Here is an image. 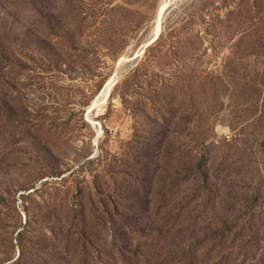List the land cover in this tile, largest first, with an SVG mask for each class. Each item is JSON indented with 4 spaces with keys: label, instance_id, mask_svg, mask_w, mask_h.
I'll list each match as a JSON object with an SVG mask.
<instances>
[{
    "label": "rangeland",
    "instance_id": "1",
    "mask_svg": "<svg viewBox=\"0 0 264 264\" xmlns=\"http://www.w3.org/2000/svg\"><path fill=\"white\" fill-rule=\"evenodd\" d=\"M0 264H264V0H0Z\"/></svg>",
    "mask_w": 264,
    "mask_h": 264
},
{
    "label": "bare ground",
    "instance_id": "2",
    "mask_svg": "<svg viewBox=\"0 0 264 264\" xmlns=\"http://www.w3.org/2000/svg\"><path fill=\"white\" fill-rule=\"evenodd\" d=\"M168 5L166 3H162V5L160 6V9H159V12H158V16L156 18V24H155V27H154V32L157 33L159 31V25L161 23V19H162V16L165 12V10L167 9ZM156 30V31H155ZM115 82V81H114ZM113 85V82L111 81L109 84H108V87H107V90L105 92L106 96H108L109 94V90L110 88L112 87ZM92 123L95 124V121H91Z\"/></svg>",
    "mask_w": 264,
    "mask_h": 264
},
{
    "label": "trees",
    "instance_id": "3",
    "mask_svg": "<svg viewBox=\"0 0 264 264\" xmlns=\"http://www.w3.org/2000/svg\"><path fill=\"white\" fill-rule=\"evenodd\" d=\"M160 37V36H159ZM159 37L154 41V42H156L158 39H159ZM151 45V44H150ZM17 260V259H16Z\"/></svg>",
    "mask_w": 264,
    "mask_h": 264
},
{
    "label": "water",
    "instance_id": "4",
    "mask_svg": "<svg viewBox=\"0 0 264 264\" xmlns=\"http://www.w3.org/2000/svg\"><path fill=\"white\" fill-rule=\"evenodd\" d=\"M154 41H155V40H154ZM154 41H153V42H154ZM153 42H152V43H153ZM152 43H151V44H152ZM149 45H150V44H149ZM149 45H148V46H149ZM146 47H147V46H146Z\"/></svg>",
    "mask_w": 264,
    "mask_h": 264
}]
</instances>
